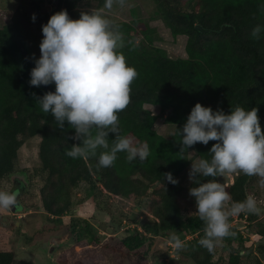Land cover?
<instances>
[{
    "label": "trees",
    "instance_id": "obj_1",
    "mask_svg": "<svg viewBox=\"0 0 264 264\" xmlns=\"http://www.w3.org/2000/svg\"><path fill=\"white\" fill-rule=\"evenodd\" d=\"M17 1L10 21L0 27V181L13 171L23 142L39 136L38 157L44 173L39 193L47 217L60 221L62 215L71 211L72 193L80 183L92 189L102 186L113 195L148 200L152 218L140 224L133 222L135 226L121 237L120 243L128 251L149 246L154 237L167 232L176 233L180 239L188 234L191 237L184 240L185 248L177 252L194 264H244L241 241L249 237L245 235L248 230L245 224L231 225L235 236L224 239L225 249L229 250L226 262L214 260L216 248L209 253L199 244L204 237V224L196 206L194 213L184 214L179 202L182 187L168 182L164 174L171 173L176 179L189 164L190 150L199 159H210L209 150L215 141L207 145L196 143L180 152L177 129H182L197 102L225 114L237 105L245 110L256 107L264 131V11H261L264 0H150L153 5L150 19H160L173 37L185 36V57H170L165 49L155 46L154 28L147 23L135 18L129 22L115 21L126 43L121 51L128 65L138 72L131 85V102L118 114L120 132L135 141L147 142L150 155L143 162L137 159L129 163L126 153L121 152L108 168L98 167L97 158L72 159L65 154L73 143H78L70 139L74 129L65 122L66 131L61 132L54 117L43 113L31 95L39 97L54 92L55 84L33 87L29 83L34 61L40 57L42 25L49 17L64 9L70 18L78 19L80 5L95 10L103 6L104 0ZM46 1L52 3L54 11L44 7ZM196 24L215 32H200ZM257 25L262 26L258 40L251 36ZM135 30L141 35L139 42L133 37ZM128 41L136 45L134 50ZM146 104L157 107L159 114L145 108ZM158 117L174 125L167 138L153 127ZM114 138L110 133V142ZM199 179L217 181L218 176ZM248 181L249 176L243 173L230 179L226 187L231 196L229 204L246 199ZM195 186L190 182V188ZM241 215L249 221L256 218L255 214L238 216ZM78 221L73 219L72 226L76 227ZM84 222L77 240L100 244L90 224ZM257 231L264 238V226ZM232 241H238L236 248L231 246ZM259 247L264 253V244ZM0 264H13V253L0 249Z\"/></svg>",
    "mask_w": 264,
    "mask_h": 264
},
{
    "label": "clouds",
    "instance_id": "obj_2",
    "mask_svg": "<svg viewBox=\"0 0 264 264\" xmlns=\"http://www.w3.org/2000/svg\"><path fill=\"white\" fill-rule=\"evenodd\" d=\"M128 0H104L102 8L82 11L78 19L69 17L62 9L53 13L42 25L43 38L39 44L40 57L30 71L33 87L55 84V91L37 97L43 113L54 117L57 128L64 132L65 122L74 129L73 143L66 155L72 159L97 158L98 167H112L118 153H126V160L145 161L150 150L147 142L135 141L121 135L119 113L131 102V85L138 72L129 66L121 51L125 39L120 25L109 18L114 6L124 8ZM264 11V5H261ZM32 19H35L33 14ZM262 26L252 29L251 36L260 39ZM135 44L132 41H128ZM180 135V152L196 143L212 144L210 159L192 161L188 178L197 186L189 189L195 198L196 212L204 224V237L199 244L209 253L225 238L235 236L230 217L241 213L261 214L257 199L248 195L244 201L229 204L231 196L226 185L215 179L202 181L200 177H223L225 174L259 177L264 188V131L261 129L258 108L245 110L237 105L228 114L223 110L195 103ZM114 139L109 140V134ZM165 179L177 184L171 173ZM18 192L0 190V210L17 206ZM169 242L175 250L185 248V242L176 233Z\"/></svg>",
    "mask_w": 264,
    "mask_h": 264
},
{
    "label": "rangeland",
    "instance_id": "obj_3",
    "mask_svg": "<svg viewBox=\"0 0 264 264\" xmlns=\"http://www.w3.org/2000/svg\"><path fill=\"white\" fill-rule=\"evenodd\" d=\"M17 4V0H0V27L10 21ZM44 7L50 12L55 10L49 1L44 3ZM152 8L150 0H128L124 8L114 6L109 18L127 22L135 18L147 23L154 28L155 46L165 49L170 57H185V36L173 37L160 19H150ZM77 10L94 9L80 5ZM133 37L136 42L141 40L138 30L133 32ZM145 108L159 114L158 108L153 105L146 104ZM153 127L166 138L174 129V125L166 123L162 117L156 119ZM39 141V136H33L23 142L17 151L13 171L0 181V190L10 192L13 188L19 189L22 205L16 213L0 210V249L13 253V264H73L75 261L83 264H194L172 247L169 232L154 237L151 245L145 244L134 251H128L121 245V237L135 226L133 222L140 224L152 218L146 197L124 198L108 193L102 186L92 189L83 182L73 190L69 213L62 215L60 221L47 217L39 193L44 177L38 157ZM188 158V166L176 177L182 187L179 202L184 214L194 213L195 210L194 197L189 195L191 181L188 172L192 161L199 159L192 150L188 151ZM235 176H218L217 182L227 186ZM258 181L257 176L249 177L246 194L255 196L261 214L250 221L244 215L230 219L231 225L245 224L248 229L245 235L249 237L241 241L245 250L241 252L244 264H264V253L259 247V244H264V238L257 233L260 226H264V188L259 186ZM73 219L79 220L76 227L72 226ZM84 220L90 224L100 244L77 240V232L84 226ZM190 237L185 234L181 240ZM225 245V241L217 245L214 260L226 262L229 250L225 249ZM231 246L236 248L238 241H232Z\"/></svg>",
    "mask_w": 264,
    "mask_h": 264
},
{
    "label": "water",
    "instance_id": "obj_4",
    "mask_svg": "<svg viewBox=\"0 0 264 264\" xmlns=\"http://www.w3.org/2000/svg\"><path fill=\"white\" fill-rule=\"evenodd\" d=\"M195 28L197 30H199L200 32H215L214 30H211V29H208V28H203L202 26H200L199 24H196L195 25ZM224 28V25L221 26V29ZM10 192H18L19 193V189L18 188H14L13 190H11ZM22 208V205L20 204L19 202V195H18V198H17V206L16 207H12V209L10 210L11 212L13 213H16L18 212L19 210H21Z\"/></svg>",
    "mask_w": 264,
    "mask_h": 264
},
{
    "label": "built area",
    "instance_id": "obj_5",
    "mask_svg": "<svg viewBox=\"0 0 264 264\" xmlns=\"http://www.w3.org/2000/svg\"><path fill=\"white\" fill-rule=\"evenodd\" d=\"M233 218H237V216H235V217H233ZM139 230H140V228H138ZM252 235H253V237H255L256 236V234L255 233H252ZM252 238V237H251Z\"/></svg>",
    "mask_w": 264,
    "mask_h": 264
},
{
    "label": "flooded vegetation",
    "instance_id": "obj_6",
    "mask_svg": "<svg viewBox=\"0 0 264 264\" xmlns=\"http://www.w3.org/2000/svg\"><path fill=\"white\" fill-rule=\"evenodd\" d=\"M14 189V188H13Z\"/></svg>",
    "mask_w": 264,
    "mask_h": 264
}]
</instances>
